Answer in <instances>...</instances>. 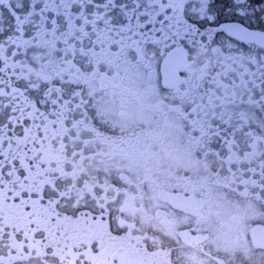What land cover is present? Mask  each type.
Wrapping results in <instances>:
<instances>
[{"label":"snow or ice","instance_id":"obj_1","mask_svg":"<svg viewBox=\"0 0 264 264\" xmlns=\"http://www.w3.org/2000/svg\"><path fill=\"white\" fill-rule=\"evenodd\" d=\"M144 86L264 207V0H0V264H129L141 206L171 264H234L199 182L114 121L108 96Z\"/></svg>","mask_w":264,"mask_h":264},{"label":"flooded vegetation","instance_id":"obj_2","mask_svg":"<svg viewBox=\"0 0 264 264\" xmlns=\"http://www.w3.org/2000/svg\"><path fill=\"white\" fill-rule=\"evenodd\" d=\"M108 104L116 123L128 131L150 134L144 151L158 157L157 168L171 166L189 182H199L208 201L205 226L214 248L234 264H264V225L256 223L264 220V207L230 176L214 172L210 163L187 151L184 123L171 114L162 116L167 107L159 92L147 86L117 90L108 96ZM139 211L143 235L124 241L129 264H166L160 249L153 251L143 244L144 236L149 235L144 229L151 224V209L141 206ZM186 255L187 264H209L199 252ZM220 264H228V260L221 258Z\"/></svg>","mask_w":264,"mask_h":264}]
</instances>
